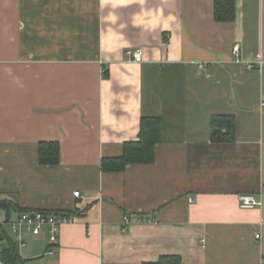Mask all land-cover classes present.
<instances>
[{"label":"crops","instance_id":"1","mask_svg":"<svg viewBox=\"0 0 264 264\" xmlns=\"http://www.w3.org/2000/svg\"><path fill=\"white\" fill-rule=\"evenodd\" d=\"M236 6L219 22L214 0H0V199L76 211L54 256L25 235L27 264H263L264 0ZM215 115L233 118L228 141ZM143 116L162 121L155 160L103 171Z\"/></svg>","mask_w":264,"mask_h":264},{"label":"trees","instance_id":"2","mask_svg":"<svg viewBox=\"0 0 264 264\" xmlns=\"http://www.w3.org/2000/svg\"><path fill=\"white\" fill-rule=\"evenodd\" d=\"M237 15L236 0H214V19L219 22L234 21ZM106 72L105 76L108 77ZM212 138L216 142L228 141L233 134V118L227 115H215L212 120ZM162 139V121L157 116H143L140 122L138 140L124 144L123 154L116 157L103 158L102 170L106 172L124 171L131 164L152 163L156 157V146ZM60 146L58 142L39 143V162L43 165H57L60 163ZM41 211L48 213H62L76 211L63 209L26 208L14 199H0V257L4 264H27L20 252L19 242L10 231L9 224L23 212ZM42 258L38 257V259ZM33 260V259H31ZM143 264H182L179 255H162L155 262Z\"/></svg>","mask_w":264,"mask_h":264},{"label":"built area","instance_id":"3","mask_svg":"<svg viewBox=\"0 0 264 264\" xmlns=\"http://www.w3.org/2000/svg\"><path fill=\"white\" fill-rule=\"evenodd\" d=\"M233 52L236 56L240 54V45H234ZM128 55L132 60L140 62L143 59L142 49H129L127 51ZM201 66H204L202 64ZM252 65L250 64V67ZM75 195L79 196L80 192L76 191ZM240 206L242 208H255L262 204L261 198L254 193H242L239 195ZM76 215L72 212H62V213H48L41 211L23 212L17 218L13 219L9 224L10 231L12 232L14 238L19 242L21 248L26 246L25 235L28 233L41 234L46 233L47 248L44 252V256H54L56 249L60 242V231L64 223L74 221ZM129 219L126 218L124 223L126 229ZM256 238H261V234L257 233ZM0 246V252H1ZM4 263V262H3ZM40 264H46L42 261ZM264 264V259H263Z\"/></svg>","mask_w":264,"mask_h":264},{"label":"rangeland","instance_id":"4","mask_svg":"<svg viewBox=\"0 0 264 264\" xmlns=\"http://www.w3.org/2000/svg\"><path fill=\"white\" fill-rule=\"evenodd\" d=\"M23 249H24V252H27L28 251V249H25V248H22L21 251H23Z\"/></svg>","mask_w":264,"mask_h":264}]
</instances>
